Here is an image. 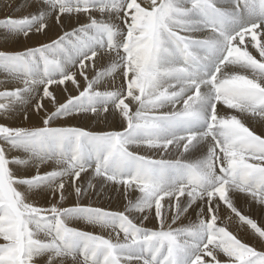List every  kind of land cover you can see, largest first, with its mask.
Instances as JSON below:
<instances>
[{
  "label": "snow or ice",
  "instance_id": "1",
  "mask_svg": "<svg viewBox=\"0 0 264 264\" xmlns=\"http://www.w3.org/2000/svg\"><path fill=\"white\" fill-rule=\"evenodd\" d=\"M35 4L0 18L59 30L0 50V120L38 118L0 123V264H264V0Z\"/></svg>",
  "mask_w": 264,
  "mask_h": 264
},
{
  "label": "bare ground",
  "instance_id": "2",
  "mask_svg": "<svg viewBox=\"0 0 264 264\" xmlns=\"http://www.w3.org/2000/svg\"><path fill=\"white\" fill-rule=\"evenodd\" d=\"M3 2L5 5V3L7 1L3 0ZM0 3H1V1H0ZM11 3H16V6L14 7L15 11L13 10L15 12L16 17H20V16H23L25 14H28L32 10L36 11L35 0H18V1L17 0H9V3L7 2V4H11ZM8 7H9V5H8ZM8 7H6V8H8ZM12 13H11V15H12ZM84 19L85 18L83 16L80 17L81 22H84ZM76 23H77V21L74 18L73 20H71L69 27L76 26ZM58 31H59L58 29H54L52 32H49L47 36H33L31 39L25 40L22 37L21 38L12 37L4 29H0V46H3L4 49H10L11 47H15L16 50H23V48H25V46H27L29 44H36L38 39L39 40H46V39H48V37L55 35L56 32H58ZM2 79H3V74L0 73V80H2ZM13 86L14 85L12 83H9L7 85V87H9V88H11ZM0 90H2V86H0ZM69 91H72L70 85H69ZM73 94H75V93L73 92ZM28 121L32 122L33 124H38V118L35 115H32L30 120H28ZM28 121H24L23 118L19 115H17L14 118H10L8 120H0L1 123L4 122V123H8V124L12 123V124H20V125L23 123H25V125H26V123H28ZM67 123L71 124L73 126L85 127L88 130H92V131H101V130H109V129L119 130L117 128L115 122H112L110 118H109V121H103V120L98 121L94 117L90 116L88 119H82V118L71 119V120L67 121ZM254 130H256L258 134L261 131V129L259 127H257ZM43 170H45V169H42V171ZM117 187L118 186L107 185V186H105L104 190L101 192V194L99 196L93 195L90 199L93 202L94 206L104 207V208H108L110 210H123L126 201L124 200L122 193L117 190ZM97 189L98 190L100 189L99 184H97ZM39 203L45 204L46 201L44 199H40ZM84 203H88V201H84ZM241 210L245 211V214L252 215L253 218L258 220V222H259L261 217H264V211L260 210L259 208H252L251 210H246L245 208H242ZM154 223H155L154 221L148 222L147 226L152 227L154 225ZM73 226L82 227V228H85V230L95 231L99 234H103V230H101L100 228H98V227L93 228L92 226H86L82 222H76ZM262 226H264V225H262ZM239 236H240V238L245 239L246 242H250V243L252 242L251 236H246L244 232H240Z\"/></svg>",
  "mask_w": 264,
  "mask_h": 264
},
{
  "label": "rangeland",
  "instance_id": "3",
  "mask_svg": "<svg viewBox=\"0 0 264 264\" xmlns=\"http://www.w3.org/2000/svg\"><path fill=\"white\" fill-rule=\"evenodd\" d=\"M1 1V3H0V18H4V17H6V16H9V15H11V13H12V16H15V9H14V7L16 6V3H11V4H7V2L9 3V0H4V1H7L6 3H5V5H4V2H3V0H0ZM18 1V0H17ZM7 4V5H6ZM8 5H9V7H8ZM6 7H8V8H6ZM5 8V9H4ZM11 8V9H10ZM4 10V11H3ZM10 10V11H9ZM14 10V11H13ZM12 11V12H11ZM31 12H34L33 10L31 11ZM14 14V15H13ZM52 36H54V35H52ZM40 41H47V39L46 40H37V43L38 42H40ZM36 43V44H37ZM36 44H29V45H27V46H34V45H36ZM27 46H25V47H27ZM12 48V49H11ZM10 49H4L3 48V46H0V50H7V51H17L16 49H15V47H11ZM24 49V48H23ZM1 123V122H0ZM2 123H4V122H2ZM8 124V123H7ZM10 126H23V127H31V126H34V125H36V124H33L32 122H30V121H28V123H26V125H25V123H23V124H12V123H10L9 124Z\"/></svg>",
  "mask_w": 264,
  "mask_h": 264
}]
</instances>
